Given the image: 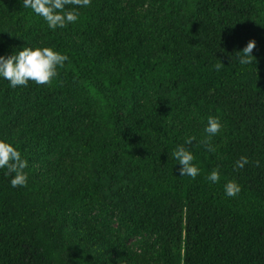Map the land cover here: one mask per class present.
I'll list each match as a JSON object with an SVG mask.
<instances>
[{
    "label": "trees",
    "instance_id": "trees-1",
    "mask_svg": "<svg viewBox=\"0 0 264 264\" xmlns=\"http://www.w3.org/2000/svg\"><path fill=\"white\" fill-rule=\"evenodd\" d=\"M77 11L53 30L23 0H0V56H68L51 85L0 77V139L28 162L25 187L0 169V264H264V0H91ZM253 39L256 62L242 65L236 53ZM187 111L224 124L215 151ZM179 145L195 179L179 175ZM142 235L140 249L127 244Z\"/></svg>",
    "mask_w": 264,
    "mask_h": 264
},
{
    "label": "clouds",
    "instance_id": "clouds-1",
    "mask_svg": "<svg viewBox=\"0 0 264 264\" xmlns=\"http://www.w3.org/2000/svg\"><path fill=\"white\" fill-rule=\"evenodd\" d=\"M68 5L76 7L68 9L66 8ZM90 5L91 0H23V7L31 9L35 15L43 18L48 27L53 30L77 22L80 15L77 8ZM255 46V40H250L246 47L236 53L242 65L256 62V58L252 55ZM67 60L66 54L52 47H24L18 53L7 57L0 56V77L8 80L12 88L27 86L29 81L37 85H51L58 77L59 69L64 67ZM214 67L219 71L223 67V63H217ZM222 127L218 117L210 116L208 118L207 126L204 129L206 137L201 143L208 145L209 151H215L211 145V138L220 133ZM194 140V136L189 137L185 143L191 145ZM172 155L181 166L179 175L195 179L200 174V168L194 163V154L184 145L177 146ZM247 163L248 158L241 156L234 167L240 169ZM27 165V160L23 158L16 146L0 139V169H7L5 174L12 176L10 180L12 187L27 186L28 174L25 172ZM207 178L213 183L219 182V168L212 170ZM224 188L229 197H235L241 191L240 185L234 180L228 181Z\"/></svg>",
    "mask_w": 264,
    "mask_h": 264
},
{
    "label": "rangeland",
    "instance_id": "rangeland-1",
    "mask_svg": "<svg viewBox=\"0 0 264 264\" xmlns=\"http://www.w3.org/2000/svg\"><path fill=\"white\" fill-rule=\"evenodd\" d=\"M127 1H131V0H127ZM80 90L77 87V85H75L72 89V94L70 97V101L73 102V104H77L80 105ZM188 118L193 122V124L196 126V129L199 131V133L206 137V133L204 131L205 127L207 126V121L208 120H204V119H200L196 113L194 112H186ZM223 127L220 133H218L216 136L211 138V141H216L219 139H222L225 136V126L222 123ZM111 231H113V234L118 235L120 238H124L126 236V231L125 230H121V228L119 227L118 223L115 220H112L111 222ZM146 237L145 236H133L129 239H127V244H129L130 247H134L137 249H140L142 246V242L143 240H145Z\"/></svg>",
    "mask_w": 264,
    "mask_h": 264
}]
</instances>
